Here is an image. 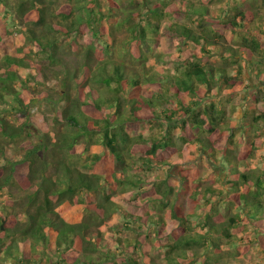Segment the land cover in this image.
<instances>
[{
  "label": "trees",
  "instance_id": "1",
  "mask_svg": "<svg viewBox=\"0 0 264 264\" xmlns=\"http://www.w3.org/2000/svg\"><path fill=\"white\" fill-rule=\"evenodd\" d=\"M66 1L0 0V137L20 153L0 143V264H247L248 245L264 250V166L248 164L264 149V113L235 124L224 103L243 87L264 103L254 14L236 5L223 19L207 0H82L83 20ZM238 56L262 87L244 82ZM41 105L62 128L54 140L32 119ZM78 207L69 221L62 210Z\"/></svg>",
  "mask_w": 264,
  "mask_h": 264
},
{
  "label": "rangeland",
  "instance_id": "2",
  "mask_svg": "<svg viewBox=\"0 0 264 264\" xmlns=\"http://www.w3.org/2000/svg\"><path fill=\"white\" fill-rule=\"evenodd\" d=\"M59 2V4L61 6H64L65 4H67L66 0H57ZM140 1H145L146 3H148L147 5L151 6L154 5V3H156V0H140ZM194 2H197L198 4H200L201 0H193ZM207 5L210 6V8L212 10H217L219 12H217L218 17H221L223 19L228 18V20H231L233 18V8L234 6L238 5L241 7V10L244 11H251L254 14V22L252 24L253 27H251L254 31H256L257 29H260V32H264V0H207ZM60 6V8H61ZM84 3L82 0H76L75 2V8H76V13L77 16H79V18H82L83 20L86 19V13L83 11V7ZM104 12H106V9L104 10ZM216 14V13H215ZM182 17L178 16L174 19V21L180 22V23H184L182 22ZM106 24V21L103 23V25ZM196 26V25H195ZM163 28V25H162ZM229 44L231 46H233L235 49L239 48V39L235 38L232 36V34L230 32H228L226 34ZM89 36L86 35V37L81 38V40H84L85 42L87 41V38ZM262 39L264 41V34L262 36ZM235 42V43H233ZM20 43V39H17L16 37L14 38L13 42L10 43L9 49L7 51H10L11 49H16L17 45ZM157 50H159V53H166L168 51V39H167V35L164 33V31H161V38H160V42H159V46H157ZM6 51L4 48H2V45H0V54H5ZM226 56H228V54L226 53ZM258 58V57H257ZM239 64L241 66H243V72H244V82L248 83L247 79H252V85H258L260 87H262L263 82H260L258 80H256V73H254L252 71V67L245 61V58L238 56L237 57ZM259 59V58H258ZM211 63L214 62H218V64L221 65V63L223 62L222 59H211L210 60ZM30 65L31 64H35V62L32 61V58L29 61ZM36 64H39L38 62H36ZM153 64V63H152ZM159 66V65H156ZM27 72L25 70H20V73L22 74L23 77L27 76ZM229 72H234L232 70H230ZM244 84L245 86H248L247 84ZM255 85V87H256ZM257 94V93H256ZM96 96V95H95ZM223 96V95H222ZM254 96H255V91L249 90L246 87H243L242 90H240V92H237L234 97L233 100L231 102H227L224 103V109H226V119L227 121H233L235 124H239V122H243L245 125H250L252 123V116H248L245 117V112H247L248 110H252L254 107L256 108V111L254 112L255 116L260 115L261 113H264V103H260V104H255L254 102ZM84 94L82 93V98H84ZM97 97V96H96ZM248 97L251 98L250 100H248ZM223 98V97H222ZM8 100V104L11 102V97H7ZM223 100V99H222ZM226 100V99H224ZM6 105L5 107H2L1 109H3L6 113L4 114L5 118L9 121L12 122L14 124H16V126H18L20 123L23 122V120L19 117V115H17L16 113H13L14 108L9 107V105ZM235 110V111H234ZM21 115V114H20ZM32 119H36L43 127H39L43 132L48 133L54 140V137L56 136V132L57 131H61L62 128L59 125L56 124H52L50 118H48L49 116V111L47 110L46 107H44V105L38 106L35 109H33L32 111ZM28 121L29 123L31 122L30 119L26 120L24 122ZM144 130H148V127L146 129H142L144 134H147ZM238 136L240 137V133L239 132H235ZM3 143L6 146V149L4 148V151L7 153L6 155L8 157H14V156H20V153H18L16 151V147L14 148L13 146H8L6 145L5 141L0 137V143ZM194 149H190L189 152L193 151ZM19 158V157H17ZM2 158H0V164L3 163L2 162ZM248 164H254L255 167L261 168L264 166V149L262 151H259V156L258 158H255L254 160H248ZM245 168L243 167V170ZM208 170H206V168L203 166L201 167V183H202V187L205 188L207 184H209V182L207 180L203 181L204 177L207 178L208 176ZM8 194L9 192H0V202L3 199H7L8 198ZM119 195V194H118ZM116 197V196H115ZM118 202H120V200H117ZM17 211V210H16ZM64 215L67 216L69 221H77L81 218L82 215V208L78 207V208H73V209H68L65 208L62 210ZM222 213L226 214L225 210L222 209ZM116 215V214H115ZM74 216V218H73ZM119 215L117 214L116 216H113V219L111 221L112 224H118L119 223ZM246 238H250L251 235L248 233L246 235ZM152 251V250H151ZM150 252V251H149ZM247 264L248 262H250L249 264H264V250L259 246V244L256 243V245H248L247 248ZM154 254L153 256H157L156 258L158 260H160L158 257L160 256L159 254L156 255V253H152ZM240 259L242 258V256L240 255L239 257ZM255 258L256 261L253 259ZM228 264H240L236 261V259H230L228 260Z\"/></svg>",
  "mask_w": 264,
  "mask_h": 264
}]
</instances>
